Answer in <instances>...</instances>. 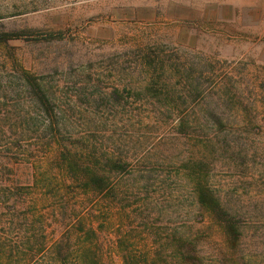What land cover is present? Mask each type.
Returning <instances> with one entry per match:
<instances>
[{"label": "rangeland", "instance_id": "374dc122", "mask_svg": "<svg viewBox=\"0 0 264 264\" xmlns=\"http://www.w3.org/2000/svg\"><path fill=\"white\" fill-rule=\"evenodd\" d=\"M196 184L238 227L227 263L264 264V0H0V227L28 218L43 261L76 264L130 219L197 228Z\"/></svg>", "mask_w": 264, "mask_h": 264}, {"label": "trees", "instance_id": "16d2710c", "mask_svg": "<svg viewBox=\"0 0 264 264\" xmlns=\"http://www.w3.org/2000/svg\"><path fill=\"white\" fill-rule=\"evenodd\" d=\"M32 91L35 101L41 108L42 115L47 116L49 111H53L51 99L45 94V91L41 90L40 86L33 88ZM103 155L105 157V154H102L101 157H93L92 162L96 169L101 167L102 171L106 173L113 169L117 171L124 169V161L112 157H105V160H101ZM90 156L89 153L88 157ZM80 157L79 155L78 158ZM63 161L66 163L70 174L73 177H78L79 187H82L86 193L91 192L92 189L102 191L105 188L104 182L107 177L105 174H99L91 168V165H85L82 167V173H84L82 175L79 171L81 167L73 163L74 158L63 157ZM194 189L196 203L202 210L199 220H197L199 221L197 228L189 224L188 218L182 223V230L176 231L173 227L165 232L153 223L142 221L133 224V220L130 219L128 221L131 222H127L125 228L122 225L116 226H121L119 227L120 232H118L119 230L114 231L110 246L99 244L97 247H92L94 259L100 258L99 261L80 257V261L76 264H107L108 260L110 264L115 255L119 256L120 264H217L218 253L222 257L220 264H232L233 260L229 257L235 253L228 250L229 247L236 245L234 240L237 239L238 227L235 226L231 217H226L228 215L227 209L208 188L196 184ZM25 193L33 194L34 192ZM207 215L209 217H206ZM204 218L209 220L207 226L203 225L205 223ZM214 227L225 236H230L224 241V246L219 247V250L212 247L214 243L207 236V234L212 233L208 229ZM44 232V229L37 230L34 228L32 220L28 218L16 226H1L0 264H49V260H42L46 258L45 253L48 245L45 246L40 238H36L37 236H44ZM204 233L207 236L206 242L210 243L208 245L201 240V235ZM203 246H206L205 250H203ZM57 254L61 257L59 253ZM104 255L105 257L108 255L106 260ZM12 258H19L24 261H11ZM60 260L54 264H70L68 261H63V258Z\"/></svg>", "mask_w": 264, "mask_h": 264}]
</instances>
